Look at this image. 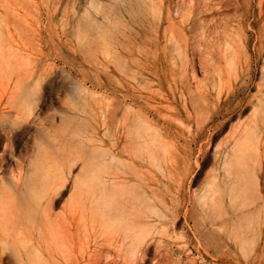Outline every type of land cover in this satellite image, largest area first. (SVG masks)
Here are the masks:
<instances>
[{
	"label": "rangeland",
	"instance_id": "374dc122",
	"mask_svg": "<svg viewBox=\"0 0 264 264\" xmlns=\"http://www.w3.org/2000/svg\"><path fill=\"white\" fill-rule=\"evenodd\" d=\"M263 95L264 0H0V177L24 179L46 154L42 162L60 171L58 197L67 205L100 166L91 151L80 159L87 153L77 148L79 137L67 140L85 121L90 150L130 162L141 178L132 183L146 192L124 203L148 229L140 252L132 254L124 235L94 211V198L83 195L88 201H80V218L66 222L68 244L51 264H264V114L256 112ZM201 105L207 117L199 124ZM23 112L30 118L17 124ZM139 116L159 145L172 148L160 169L133 152ZM251 119L260 160L233 187L223 181L222 152ZM216 174L218 205L204 210L198 198Z\"/></svg>",
	"mask_w": 264,
	"mask_h": 264
},
{
	"label": "bare ground",
	"instance_id": "6f19581e",
	"mask_svg": "<svg viewBox=\"0 0 264 264\" xmlns=\"http://www.w3.org/2000/svg\"><path fill=\"white\" fill-rule=\"evenodd\" d=\"M229 48H231V47H229ZM184 52L186 53V51H184ZM225 53H227V52H225ZM178 55L180 58H182L183 65H184L185 60H187L188 58L187 59L185 58L182 51L181 52L179 51ZM226 57H223V58H226ZM233 57H230L229 60L227 61V65H228L230 73L231 72L234 73L236 71V65L234 62L235 60ZM177 60H179V59H177ZM186 64H187V66H189L188 63H186ZM175 65H176V63H175ZM178 66H179V64H178ZM250 66H252V64ZM241 67H243V66H241ZM186 69H187V67H186ZM248 79H250V78L248 77ZM221 80L223 82H225L224 77L222 75H221ZM240 82L241 81L239 80V84H240ZM243 94L244 93H242L241 95H243ZM202 96H205V95H202ZM243 96H245V95H243ZM197 99H199V97ZM200 100H201V98H200ZM228 100H231V99H228ZM232 102H233V99H232ZM195 103H193V104H195ZM196 106H197L196 108H198V105H196ZM196 111L198 114V120H199L198 123L202 124L206 120V117H207V115L205 114L206 112H204V110L202 109V105H201V108L196 109ZM216 111H215V113H216ZM256 112L264 114V95H263V97L259 98V103H258ZM224 113H226V112H224ZM257 115H258V113H255V116H257ZM77 117L83 118V116H81V114L77 115ZM257 117H259V116H257ZM28 118H30V113L23 112L19 116V118H17V124H18V122L21 123V122L27 121ZM84 119L85 118H83L81 122H83ZM257 124L258 123L256 122L255 119H251V122L247 123L245 125V127L243 128V130H242L241 125H240L241 126L240 130H238V128H240V126L237 127L233 132V137H232L233 142H229L228 147H226V148H228L227 151L225 150L224 153L222 152V154L224 155L225 158L221 154V156L224 158V160L221 164V167L224 171L223 181L229 183L233 187H236L237 185L240 184V182L242 180L241 172L245 171V173H247L248 167H250V164L252 162H256V161L259 162L258 160H260V151H261L260 150V144H261L260 138H261V135H260V130H259V127L257 126ZM151 127L152 126L149 123V120L147 118H142L139 116L136 119V121L134 122L133 134L130 135V136L135 135V137L138 141L137 149H136L137 151L134 149L133 152H137L138 155H141L142 157L147 155L148 158L150 159L149 161H151V163L158 166L160 169L161 163L163 162L164 159H166V157H169L172 148L169 149V148H167V146L159 145V144H162V142L158 144V140H157L158 138H156V136L153 134V130ZM77 128L78 129L75 131V134H69L68 135L69 139H67V140L73 141V140H75L76 137H79L80 139L77 138L79 140H77V142H76L77 148L80 150V152L82 150H84V152L87 153V155H85V156L83 154L80 155V156H82V158H80V159H85L86 157H89L88 152L91 151L92 156L90 158H94L96 160H99L98 162L100 163L99 164L100 166H99V168L91 169L89 171V173H87V177H84V180L81 181L82 183H80V184H82V187L81 188L79 187V189H78L79 191L77 193L75 192V191H77V190H75L76 188H74V190H75L74 192L76 193L75 197L73 196L74 197L73 201H71V202L69 201L70 203H68V204L66 203L67 205H65V204L60 205L61 201H63L62 200L63 197L62 198L58 197V191H59L60 186H61L60 182H62V181H60L61 175L58 174V173H60V171L58 169L52 167L51 165H50L51 167H47L48 165L46 166V163H48L49 161L48 162L46 161V163L42 162V160L44 158L46 159V157H44L46 154H44V155L39 154V157L37 155V159L35 158V161L30 165V167H28L29 170L27 168L28 172L26 173V177H24V179L21 177L19 179L18 178L16 179L11 174H10L11 175L10 179H6L3 176L0 177V262L8 263V264H51V260L52 259L54 260L55 257L57 258V255L59 254V252L62 251V248L60 249V247L67 246V244H68L67 242L69 241V238L67 239L66 233L69 229V227H68L69 224H67L68 223L67 221H70V218L76 219L80 216L79 214L81 213V209H82V207H80V205H82V204H80V201L82 200V198H84L83 195H86V197L90 196L91 198L93 197L95 199L94 200L92 198L94 201L90 200V202L92 204H95L96 210H94V211H97V214L103 218V220H104L103 224H105L106 228L108 227L109 230H111V231H116V232H119L120 234H123L124 237L126 238V240L129 242V244H128V242H127V244L129 246L130 252H132V254L133 253L137 254L138 252H140L139 249H141L140 248L141 244H143L146 237L148 238V236H149L148 235L149 233H147L148 229L147 230L141 229L139 227L141 225H138V224H141V223L137 224V219H136L135 213H132L131 211H129L128 207L130 205L125 206V204H124L125 202H127V204H131V206H132L133 204H136L135 201L141 200V198L143 196H145L146 192L143 190V187L141 185L135 183V182H134V184L132 183L133 181L138 179L139 176L137 174H135L136 172H133V170H131L132 167H131V169L129 168L130 166L128 164L130 162H128V164H125L123 162L124 160L120 159V156L118 157L115 153H113L114 151L113 152L111 150L109 152L108 151H102V150H99V147H97V149L94 148V149L90 150L91 145L89 146V144L93 143L94 139L92 138L93 136H91V132L88 129V123H85V121H84ZM202 130H204V129H202ZM196 138L197 137H195L194 139H196ZM205 138H206V136H205ZM129 144H130V142H129ZM39 145L40 144H38V148H39ZM69 146H71V145H69ZM221 146H222V144H221ZM74 147H76V146H74ZM74 147H71V149H73ZM134 148H136V147H134ZM201 149H203V148H201ZM73 152H74V150H73ZM78 154H81V153H78ZM128 154H130V152L127 153V155ZM131 154L133 155V153H131ZM125 157H127V156H125ZM135 159L133 161H135ZM171 159H172V157L170 158V160ZM141 160H144V159H141ZM170 160H168V163ZM200 160H202V158ZM65 161H67V160H65ZM139 162H137V163H139ZM173 162H175L174 159H173ZM139 164H141V162ZM169 164H171L172 166L174 165L172 163H169ZM52 165H53V163H52ZM134 165H135V163H134ZM145 165L148 166L149 164L148 165L145 164ZM132 166H133V164H132ZM135 166H137V165H135ZM142 166H144V165H142ZM61 167H62V165H61ZM65 167H66V165H65ZM127 168H129L130 171ZM163 168H164V166H163ZM67 169H69V168H67ZM133 169H136V168L133 167ZM249 170H250L249 172H251L252 168ZM221 176L216 174L213 177V181L210 184H207L205 186V189L203 188L204 190H203L201 196L198 198L199 206L202 209H204V210L209 209V211H212V210H214L216 205H218L219 184L222 182ZM246 176H247V174H246ZM193 177H194V175H193ZM71 178L72 177H70V179ZM140 179H139V181H140ZM187 181H188V179H187ZM140 183H142V182H140ZM64 184H67V183H64ZM145 184H147V183H145ZM74 186L77 187V185L73 184V187ZM231 190H232L231 196H233L234 195L233 194V188H231ZM244 192H245V189H244ZM65 193H66V189H65ZM65 193H63V194H65ZM85 200H87V198ZM85 200H82V201H85ZM64 203H65V201H64ZM84 204H86V202ZM141 204H143V203H141ZM145 204H147V203H145ZM59 206H61V212L57 211ZM144 206L141 205L140 207L142 208ZM146 206L149 207V204ZM148 207H145V209L148 210ZM83 208H84V206H83ZM131 209H133V207ZM145 209H142V210L145 211ZM84 211H86V209ZM84 213L82 215H84ZM142 213H144V212H142ZM90 214H91V212H90ZM144 215L147 216L146 213ZM86 216H88V215H86ZM138 216H140V214ZM148 216H150V214ZM94 217H96V216H94ZM140 217H141V219L147 218V217L142 218V216H140ZM148 218H150V217H148ZM85 219H87V217ZM85 219H83L82 221H84ZM215 221L216 220L214 219L212 222H215ZM94 222H96V221H94ZM98 222L99 221H97V223ZM71 223L72 222L70 221V224ZM77 223H78V221H77ZM79 223H81V221H79ZM84 225L85 224H83V226ZM75 226H76V224H75ZM105 226H103V227L105 228ZM79 228H80V226H79ZM142 228H143V226H142ZM146 228H147V226H146ZM71 233H69L70 236H71ZM121 237L124 239V237L122 235H121ZM146 242H147V240H146ZM70 246H73V245H70ZM62 252L60 255H62ZM60 262H61V260H60ZM58 263H59V261L57 262V264Z\"/></svg>",
	"mask_w": 264,
	"mask_h": 264
}]
</instances>
